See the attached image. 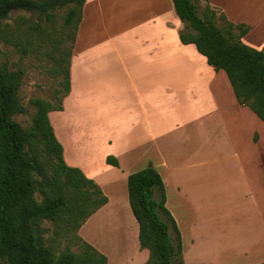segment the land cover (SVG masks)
<instances>
[{
    "label": "crops",
    "instance_id": "0c3cea01",
    "mask_svg": "<svg viewBox=\"0 0 264 264\" xmlns=\"http://www.w3.org/2000/svg\"><path fill=\"white\" fill-rule=\"evenodd\" d=\"M208 2L230 22L249 26L243 43L264 51V0ZM184 28L172 0H86L70 58V91L62 109L49 113L65 163L108 198L80 237L111 264L95 233L105 213L122 207L128 244L147 264L150 251L139 243L128 178L152 166L165 184L184 264H264L244 261L264 242V205L256 209L242 194L241 180L235 190L241 201L229 196L219 211L207 178L217 154L236 159L242 174V132L264 121L239 103L225 71L210 66L196 45L182 43ZM110 156L118 167L107 163ZM205 208L210 218L200 220ZM125 259L121 264H130L133 256Z\"/></svg>",
    "mask_w": 264,
    "mask_h": 264
},
{
    "label": "trees",
    "instance_id": "16d2710c",
    "mask_svg": "<svg viewBox=\"0 0 264 264\" xmlns=\"http://www.w3.org/2000/svg\"><path fill=\"white\" fill-rule=\"evenodd\" d=\"M172 1L185 25L180 33L182 43L196 45L210 66L225 71L239 103L264 121V51L241 40L250 28L230 22L224 14L227 25L222 30L215 25L214 12L207 10L204 17L200 15L195 0ZM85 3L86 0H0V36L5 35L1 27L14 12L36 13L50 20L54 11L71 6L65 24L70 26L76 19L74 42ZM70 58L64 96L70 91ZM24 76L23 70L0 67V264H107L108 258L80 236L78 253L66 249L56 255L46 245L44 221L65 223L68 229L79 231L108 203V198L80 169L64 161L62 145L49 119L51 111L62 109L61 103L51 107L44 100L34 101L37 112L29 130L13 119L15 114L27 113L18 97ZM39 144L49 157L50 172L37 153ZM107 163L119 166L112 156ZM128 192L139 224L141 249L150 251L147 264H184L181 233L166 207L160 173L150 166L131 174Z\"/></svg>",
    "mask_w": 264,
    "mask_h": 264
},
{
    "label": "rangeland",
    "instance_id": "374dc122",
    "mask_svg": "<svg viewBox=\"0 0 264 264\" xmlns=\"http://www.w3.org/2000/svg\"><path fill=\"white\" fill-rule=\"evenodd\" d=\"M195 1L200 6L199 13L202 17L207 10L214 12L215 25L222 30L226 29L227 20L221 10L214 9L208 0ZM70 8L71 6H66L54 11L50 20L43 19L36 13L17 11L12 13L1 27L5 35L0 36V67L10 71L23 70L25 73L18 97L20 103L27 109V113L15 114L13 119L26 130L31 129L33 116L37 112L34 101L44 100L51 107H56L60 105L65 94L67 67L74 43V23L76 22L74 19L72 25L65 24ZM239 12L242 16V3H240ZM37 153L46 166L47 172L52 171L49 157L43 152L42 144H39ZM214 159V168L211 169L207 178L213 181L218 210L220 211V201L225 202L229 196L233 198L234 203L241 201V196L235 194L241 180L242 194L249 195L247 199L254 203L256 209L258 206L262 208L264 205V124L255 121V124L242 132V166L244 167L242 174L236 165V159L234 160L231 156L226 155L223 158L217 154L214 155ZM36 198L41 201V194L37 193ZM111 209L112 214L105 213L102 216L98 231L94 232L95 236L103 238L108 246L111 264H121L128 255L133 256L130 264H140L143 257L138 256L132 250L130 243L128 244L124 208L114 206ZM198 216L200 220L210 218L207 208L198 213ZM95 223L96 219L90 225L93 230H95ZM42 228L46 230L44 234L46 245L53 249L56 255L66 249L77 253L80 251L77 241L80 230L74 231L68 229L65 223L57 225L48 220L42 223ZM120 248L122 252L118 253ZM244 261L263 263L264 242L256 251L249 252Z\"/></svg>",
    "mask_w": 264,
    "mask_h": 264
}]
</instances>
